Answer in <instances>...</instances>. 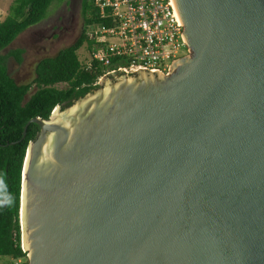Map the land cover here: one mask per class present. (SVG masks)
<instances>
[{"label":"water","instance_id":"water-1","mask_svg":"<svg viewBox=\"0 0 264 264\" xmlns=\"http://www.w3.org/2000/svg\"><path fill=\"white\" fill-rule=\"evenodd\" d=\"M174 3L168 75L104 76L26 124L28 264H264V0Z\"/></svg>","mask_w":264,"mask_h":264},{"label":"trees","instance_id":"trees-1","mask_svg":"<svg viewBox=\"0 0 264 264\" xmlns=\"http://www.w3.org/2000/svg\"><path fill=\"white\" fill-rule=\"evenodd\" d=\"M67 0H14L4 21L0 22V256L11 257L12 264H28L22 248L20 221L22 173L29 143L40 127L31 124L24 139L26 124L35 118L47 120L54 109L79 98L97 87L103 71L97 64L85 68L78 51L93 43L87 36L98 21L93 0H83V30L77 42L57 56L39 62L32 83H18L9 73L8 59L23 61V51L10 49L18 37L48 16L53 4ZM10 49V51H8ZM66 84V88L58 85ZM33 86L36 91L31 93Z\"/></svg>","mask_w":264,"mask_h":264},{"label":"built area","instance_id":"built-area-1","mask_svg":"<svg viewBox=\"0 0 264 264\" xmlns=\"http://www.w3.org/2000/svg\"><path fill=\"white\" fill-rule=\"evenodd\" d=\"M93 4L98 21L87 31L93 45L87 47L85 68L97 64L103 76L139 71L168 75L171 64L181 58L178 55L188 53L174 0H93Z\"/></svg>","mask_w":264,"mask_h":264},{"label":"rangeland","instance_id":"rangeland-1","mask_svg":"<svg viewBox=\"0 0 264 264\" xmlns=\"http://www.w3.org/2000/svg\"><path fill=\"white\" fill-rule=\"evenodd\" d=\"M14 0H0V22L4 21L8 15L9 8L12 5ZM83 0H67L62 4H53L49 9L48 16L45 20H43L38 25H35L24 33H22L18 39L13 43L10 49L16 50L19 48H30L33 43L35 45H43L44 42L47 41L48 37L53 35L54 25L57 23L60 24L61 22H57L58 18L65 14L68 18L73 15L74 17L80 18L81 17V9H82ZM54 37V36H52ZM117 40H113L112 42H116ZM73 42V41H72ZM10 49L8 51H10ZM31 50V49H30ZM187 54L185 50L183 53L179 54L178 57H183ZM78 56L81 62H85L89 58V52L87 45H84L79 51ZM25 61L23 64L18 63L14 57H10L8 59V68L10 75L18 82V83H32L35 79L34 67L37 61L40 59L39 56L34 54V51L28 52L25 57ZM25 74V75H24ZM104 76L100 77L97 85L107 81H114L116 78H104L107 81L100 82V80ZM119 78L120 76H116ZM123 77V76H121ZM120 77V78H121ZM103 79V80H104ZM66 84L58 85V88H66ZM35 87L31 89V93L35 90ZM95 91V90H94ZM14 260L8 256H0V264H12Z\"/></svg>","mask_w":264,"mask_h":264},{"label":"flooded vegetation","instance_id":"flooded-vegetation-1","mask_svg":"<svg viewBox=\"0 0 264 264\" xmlns=\"http://www.w3.org/2000/svg\"><path fill=\"white\" fill-rule=\"evenodd\" d=\"M81 17L77 18L71 15V17H67L65 14L61 15L57 22H61L60 24L54 25V33L52 36L54 37H48L47 41L41 45H35L36 43H33L30 48H19L23 51L22 57L23 61L21 64L24 63L26 54L28 52L34 51V54L40 57V59L37 61L35 67H34V73L36 78V69L39 62L45 58L55 57L57 56L62 50L73 46L77 40L79 39L81 32L83 30V18H82V12ZM38 25V24H37ZM73 41V42H72ZM31 49V50H30ZM25 75V74H24ZM15 80V79H14ZM16 81V80H15ZM17 82V81H16ZM35 91H36V86ZM75 99V98H74ZM73 100V99H72ZM71 102V101H69ZM66 103V102H65ZM63 103V104H65ZM61 104V105H63ZM58 105V106H61ZM57 106V107H58Z\"/></svg>","mask_w":264,"mask_h":264},{"label":"bare ground","instance_id":"bare-ground-1","mask_svg":"<svg viewBox=\"0 0 264 264\" xmlns=\"http://www.w3.org/2000/svg\"><path fill=\"white\" fill-rule=\"evenodd\" d=\"M179 15V14H178ZM179 18H180V16H179ZM180 20H181V18H180ZM22 219H24V213L22 212ZM24 221V220H23ZM26 241H25V236H24V246L26 247Z\"/></svg>","mask_w":264,"mask_h":264}]
</instances>
